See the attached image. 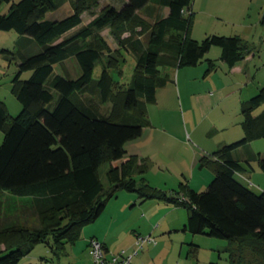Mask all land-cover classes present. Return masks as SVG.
Segmentation results:
<instances>
[{"label":"trees","instance_id":"16d2710c","mask_svg":"<svg viewBox=\"0 0 264 264\" xmlns=\"http://www.w3.org/2000/svg\"><path fill=\"white\" fill-rule=\"evenodd\" d=\"M0 1L8 5L0 13V30H14L39 45L34 53H21L11 80L10 92L20 102V111L9 115L0 100V192L29 196L26 200H32L39 225L29 227L8 213L16 223L0 227V264H21L28 248L46 241L49 234L57 244L74 242L79 227L103 210L101 194L111 196L120 188L136 191L141 199L156 198L186 208L183 229L227 239L230 264H246L235 254L237 242L251 247L255 255H264V191L255 193L237 179L252 161L264 170V154L246 146L264 140V110L254 113L264 103V84L241 103L243 135L212 152L214 159H199V166L213 172L204 190L184 183L175 190L157 188L144 177H136L147 167L135 156L112 164L124 156L125 142L139 137L149 125L146 105L155 101L157 88L167 82L164 69L196 65L212 45L220 48V59L232 67L249 52L239 35L192 38V0H126L120 7L105 4L84 24L82 14L92 11L97 0H71V12L60 19H49L46 13L58 9L64 0ZM159 7H167L166 15L156 10ZM105 27L135 57L130 81L116 90L111 70L117 67L120 52L113 53L100 34ZM103 55L107 63L100 64V75L93 79L95 63H101ZM71 57L80 74L55 73V66ZM213 67V60L208 59L207 71ZM25 70L30 75L21 79ZM53 89L58 97L50 106ZM87 92L109 109L103 112L87 103ZM239 147H243V160L234 156ZM103 163H108L107 191L99 175Z\"/></svg>","mask_w":264,"mask_h":264},{"label":"rangeland","instance_id":"374dc122","mask_svg":"<svg viewBox=\"0 0 264 264\" xmlns=\"http://www.w3.org/2000/svg\"><path fill=\"white\" fill-rule=\"evenodd\" d=\"M106 2L116 3L117 1L97 0V5L93 7L92 11H87L82 14L83 24L89 21L93 15L98 14ZM191 3L194 12L190 21V35L192 37L200 40L205 35L213 33L219 35L239 34L244 37L248 45L253 48L255 59L250 63L252 78L250 85L245 87L241 92L244 99H249L253 89H255L257 85L264 84V25L259 23V17L262 12H264V0H192ZM6 7H8L6 3H0V12L7 11ZM70 12L71 10H69L67 3H63L58 9L47 12L46 17L49 19H60ZM142 16L149 21L153 19L146 15ZM100 34L106 39L113 53H115L116 50L120 52L117 54V56H119L117 67L111 70L114 89L116 90L119 87L127 85L130 81L135 64V57L130 50L121 47L112 34L110 27L102 29ZM142 38L145 40L144 36H142ZM2 49H7L12 53H3L1 52ZM38 49L39 45L36 42L27 41V39H24V37L16 31L0 30V100L6 104L8 114L11 116H15L21 109L20 102L10 92L11 80L20 62L21 53L26 52L31 54ZM219 56L220 48L217 45H212L201 59L200 62L202 63L199 62L198 66L199 64H204L205 70V68H207V59L210 58L213 60L214 67L207 74L203 75V78H199L201 74H198L196 76L198 80L195 83H190L194 87H191V85L188 87L199 88L205 85L209 94H216V90L221 88V92L226 95V102L215 107L213 111H209L205 122L202 123L200 130L197 132H192L189 119L186 116L187 114L185 115L186 117H182L180 113L184 143L177 144L169 151L167 157L170 158V160L174 161L180 158L185 162H189V159H191L194 153L193 146L198 148L201 145H205L211 148L213 144L218 143L224 138H229L230 136L232 138L234 132L240 129L238 126V122L241 119L237 106L238 92H234L233 95H231V89L236 87L238 75H233L228 67L221 63ZM106 63L107 57L103 55L101 63H95L92 75L93 79H97L100 75V64ZM182 67L189 68L187 66ZM64 70L68 72L70 77H77L81 72L74 57L67 59L61 65H56L54 69L55 73H61L64 72ZM177 71L178 67H175V73H173L174 84L177 81ZM29 75L30 70H25L21 74V79H26ZM256 91L253 93H256ZM52 93L53 100L50 102V106L54 105L58 97V93L54 89ZM88 94L87 92V94L84 95L87 103H91L94 108L103 112L109 109L108 105L98 102L97 98ZM74 96L75 95H72V98H74ZM222 108L224 109L223 111H225L224 114L222 113ZM262 110H264V103L255 108L254 113H259ZM218 111L222 115L218 114ZM171 112L172 113H168L169 115L167 117L175 119L176 112ZM223 115L228 119L227 122L230 121V124H222V122L216 120L217 117L221 118ZM222 126L226 127L224 128ZM250 146L264 154V140H254L250 142ZM107 168L108 163H103L99 169L104 191L109 189V183L105 176ZM185 173L187 179H192L193 185L198 187L197 189H201L200 191L204 190L212 179V177L210 178V176H212L211 171L207 167H196L193 172L187 167ZM142 175L144 176V174ZM142 175L137 178L140 179ZM151 177L152 181L158 180L162 182L161 180L165 179L168 187L174 189L179 188L178 176L172 173L161 174L158 173L156 168H153ZM237 179L255 193L264 191V171L260 168H255V170L248 169L240 174V176L237 175ZM26 198H29V196L14 195L6 190L0 192V227L16 223V220L14 219L15 221H13L8 215V213L11 212L19 222H24L29 227L39 225V219L32 211V200H26ZM101 199L105 203L103 210L94 220L87 221L79 227V235L74 242L67 240L62 241L61 244H57L49 234L46 241H40L29 247L27 252L22 256L20 263H88L91 261V258L88 254V250L84 251V244L85 240L92 235L100 237L103 234V236L105 235L104 238L107 237L106 243L110 248L120 249L119 246H121L122 242L126 239L124 238L126 233L131 231L132 225L136 224L135 221L137 217L143 216L146 205L149 206L151 203L145 201L146 199L139 198L136 191H130L124 188L118 189L115 194L111 196H108L106 192H104L101 194ZM160 205V207L158 205L154 208L156 210L155 217L165 214L167 218H174L178 224L177 230H172L168 233L173 243V247H171V264H230V243L227 239L208 236L203 233L192 234L184 230L183 225L186 222L187 216L186 208L181 206L174 207V209L166 213L164 209L165 204L160 203ZM147 211L150 213V210L147 209ZM158 232L153 233L156 240H158L159 237ZM236 244L238 248L235 254H240L243 262L246 264H264V255H255L251 247L243 246L238 242ZM1 246L2 248L4 247L3 244H1ZM179 247H182L180 254H178Z\"/></svg>","mask_w":264,"mask_h":264},{"label":"crops","instance_id":"0c3cea01","mask_svg":"<svg viewBox=\"0 0 264 264\" xmlns=\"http://www.w3.org/2000/svg\"><path fill=\"white\" fill-rule=\"evenodd\" d=\"M116 1H117L116 3L106 2L105 4H112L118 7L121 6L126 0H116ZM0 3L2 2L0 1ZM63 3H67L69 10H72L71 0H64ZM6 8L8 10V7ZM156 10H160L161 15H166L168 9L167 7H159L156 8ZM0 13H4V11ZM261 17L262 14L259 17V23L264 25V23H262L261 21ZM239 36L243 39L244 43L247 45L249 52L245 55V57L242 60L235 63V65H233L232 67H228L226 63L223 62L221 59L220 61L223 65H226L228 67L229 71L233 75H238V80L236 81V87L231 89V95H233L234 92H238L237 106L240 112L241 103L247 100L242 97L243 94L241 92L245 87H248L250 85V81L252 78L250 63H252V61L255 59V53L253 52V48L250 47V45H248L246 39H244V37H242L241 35ZM27 41L31 42V40H27ZM187 67L189 68L182 66L178 67L177 81L175 84L173 80V76H174L173 73H175V68L164 69L162 74L165 75L168 78V80L163 86L157 88L155 93V101L148 103L146 105L147 118L150 122L149 125H147L144 128L142 134L139 137L125 142L124 144L125 154L122 158L112 161L113 165H118L121 162L126 161L130 156H135L138 159V162L143 161L147 167L146 170L142 173L144 174V176L142 174H139L136 175V177L142 175V177H144L151 185L166 191L175 190V189L172 187H168L165 179H162L161 180L162 182H159L158 180L152 181L151 175L153 168H156L158 170V173L161 174L172 173L175 176H178L177 177V179L179 180L178 185H180V183H184L188 185L190 188L196 191H200L201 189H197L198 187L193 185V181H191L192 179H187L185 175L186 174L185 170L187 169V167L188 169L191 170V172H193L196 167L199 168L207 167L208 169H210L212 174L210 178L213 177V172L210 167L199 166L198 164L199 159L201 157H205L206 159H214L215 156L211 155L212 152L218 150L222 145L226 143H230L234 140H237L243 135V130L240 125V121L242 119L241 118L240 121L238 122L239 124L238 126L240 127V129L239 131L237 130L234 132V136L232 138L230 136L229 138L228 137L224 138L219 142L217 141L218 143L213 144L211 148L205 145H201L198 148L193 146L194 153L192 154L191 159H189V162H185L180 158L179 159L177 158L173 161L167 157L169 155V151H171V149L174 148V146H176L177 144L184 143L183 141L184 133L181 125L182 122H181L180 113L182 114V117H186V116L188 117L192 132H197L200 130L202 123L205 122L209 111L210 110L213 111L215 107H217L218 105H222L223 103L226 102L225 101L226 95L221 92V88H218L216 90V94L215 93L209 94V92L207 91L208 89L206 88L205 85L199 88L198 87L191 88L194 86H192V84L190 83H195L198 80L196 79V76L198 74H201V77L199 78H203L204 77L203 75L207 74L211 70L207 71V68H205L204 70L205 67L204 64H199L198 66V63L196 65L187 66ZM189 85H191V87H188ZM257 87H260V85H257L255 89H253L251 96L252 94H254L253 92L257 90ZM221 110L222 113L224 114L225 113V111H223L224 109L222 108ZM171 111L176 112L175 119L167 117L169 115L168 113H172ZM218 114L222 115L219 111ZM216 120L217 121L219 120L220 122H222V124H226V125L230 124V121L227 122L228 119L225 118L224 115L221 118L217 117ZM222 127L225 128L226 126H222ZM246 146L249 147V149L255 151V149H253L250 146V142L247 143ZM242 151H243V147H239L235 149L234 156L240 158V160H243L245 156L242 155ZM255 168H260V167L256 161H252L249 170H255ZM145 201H148L151 204H149V206L146 205L143 216L141 215L137 217L135 221L136 224H133L130 229L131 231L126 233L124 237L126 239L122 242L119 248L120 249L125 248L128 251H131L134 248V239L136 235L151 234L152 236H154L153 233L159 231L158 232L159 237L158 240H156L155 238V243L145 244L143 248L140 249L137 252V254L133 256V264H171V251H172L171 247H173V243L171 241L172 238L168 233L172 230H177L178 224L174 218L173 219L169 217L167 218L165 214L155 217L156 210L154 208H156L158 205L160 207L161 206L160 203H164L165 204L164 209L166 210V213H168L171 211V209H174V207H180V206L174 203L158 200L156 198L146 199ZM147 209L150 210V213L147 211ZM104 236L102 234L100 237H96L93 235L90 237H95L101 242H103L105 247L109 250H113V251L119 250V249L110 248L106 243L107 237L104 238ZM87 240L88 238L85 240L84 251L87 250ZM181 249L182 247H179L178 254H180ZM84 264H91V261L88 263L84 262Z\"/></svg>","mask_w":264,"mask_h":264},{"label":"built area","instance_id":"2783aa9c","mask_svg":"<svg viewBox=\"0 0 264 264\" xmlns=\"http://www.w3.org/2000/svg\"><path fill=\"white\" fill-rule=\"evenodd\" d=\"M147 243H155L151 234H138L134 239V248L128 251L121 248L117 251L109 250L97 238L88 240L87 250L91 264H133V256Z\"/></svg>","mask_w":264,"mask_h":264}]
</instances>
